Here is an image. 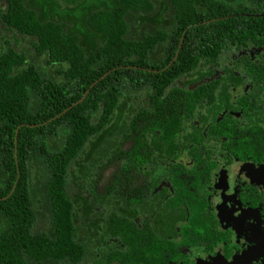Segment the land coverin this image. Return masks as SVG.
<instances>
[{"label":"flooded vegetation","instance_id":"flooded-vegetation-1","mask_svg":"<svg viewBox=\"0 0 264 264\" xmlns=\"http://www.w3.org/2000/svg\"><path fill=\"white\" fill-rule=\"evenodd\" d=\"M208 1L230 19L188 27L213 30L210 51L177 74L140 67L151 82L120 100L103 163L72 186L90 202L74 204L75 264H264V0Z\"/></svg>","mask_w":264,"mask_h":264},{"label":"trees","instance_id":"trees-1","mask_svg":"<svg viewBox=\"0 0 264 264\" xmlns=\"http://www.w3.org/2000/svg\"><path fill=\"white\" fill-rule=\"evenodd\" d=\"M1 2L0 264H75L87 248L75 240L74 204L90 202L72 186L103 163L120 100L151 82L140 67L196 66L193 52L210 51L213 30L194 38L188 27L230 19L208 0ZM143 25L158 29L140 34ZM24 40L17 51L12 42Z\"/></svg>","mask_w":264,"mask_h":264},{"label":"rangeland","instance_id":"rangeland-1","mask_svg":"<svg viewBox=\"0 0 264 264\" xmlns=\"http://www.w3.org/2000/svg\"><path fill=\"white\" fill-rule=\"evenodd\" d=\"M102 177H105V176H102ZM104 179V178H103Z\"/></svg>","mask_w":264,"mask_h":264}]
</instances>
